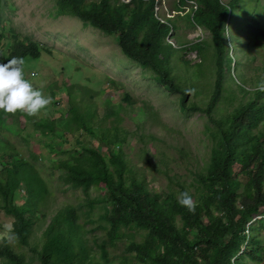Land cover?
Here are the masks:
<instances>
[{
  "label": "trees",
  "instance_id": "trees-1",
  "mask_svg": "<svg viewBox=\"0 0 264 264\" xmlns=\"http://www.w3.org/2000/svg\"><path fill=\"white\" fill-rule=\"evenodd\" d=\"M54 1L55 19L75 17L85 26H99L116 36L127 58L180 94L184 110L206 118L208 162L192 173L190 181L170 178L165 191L154 192L145 171L128 167L130 159L121 148L122 111L128 107L112 104L101 116L94 110L96 94L86 82L76 87L83 90L81 103L77 94L69 93L70 106L85 128L99 127L92 135L100 136L106 146L83 143L64 150L66 155L55 162L61 171L57 190H80L83 197L57 204L37 167L16 152L10 139H4L0 114V212L12 218L17 244L16 248L0 239V264L264 262V66H256V73L244 78L247 64L240 57L251 53L257 41L264 43V27L249 20L242 42L232 34L229 46L227 38L232 13L260 0H178L173 11L186 13L193 2L188 17L211 34L210 41L196 42L175 37L177 17H160L158 0ZM12 34L8 37L0 30L4 61L12 56L58 59L56 51L41 42ZM191 51L200 62L187 59ZM231 51L238 53L237 65L242 67L243 79L239 82L235 77V87L227 76ZM123 101L133 104L128 93ZM98 189L104 196L92 192ZM180 191L191 195L192 210L178 204Z\"/></svg>",
  "mask_w": 264,
  "mask_h": 264
},
{
  "label": "rangeland",
  "instance_id": "rangeland-1",
  "mask_svg": "<svg viewBox=\"0 0 264 264\" xmlns=\"http://www.w3.org/2000/svg\"><path fill=\"white\" fill-rule=\"evenodd\" d=\"M175 2L178 0H158L157 4L160 17H177L175 37L189 42L210 41V32L193 25L188 17L193 2H189L186 13L180 15L173 11ZM54 4V0H0V30L8 37L16 33L19 37L39 41L55 50L58 57H43L38 61L24 59L26 78L49 95L51 102L33 116L20 110L6 112L0 109L4 139H10L16 152L37 167L48 181L57 204L65 200H81L83 192L80 190H57L61 171L55 162L62 159L66 155L64 150L71 149L73 145L89 143L101 148L106 146L100 136L92 135L99 127L89 124L92 128H85L70 106L69 93L77 94L80 99L83 90L76 87L80 88L88 82L96 94L94 110L101 116L110 110L112 104L125 103L128 107V110L122 111L125 142L121 148L130 159L129 168L145 171L148 184L156 193L168 188L170 178L190 181L192 173L201 171L208 162L210 142L204 134L206 118L200 113L184 110L180 94L156 82L152 71L127 58L116 36L99 26H85L75 17L55 19ZM246 6L247 10L241 8L231 15L227 34L229 46L233 45V35L241 42L245 39L243 36L246 35L249 20H255L264 27V0ZM251 50L249 54H240L247 64L244 78L245 75H254L256 66H264V43L257 41ZM186 54L193 64L200 62L196 52ZM237 54L230 52L233 61L231 72L227 74L233 87L236 86L235 77L239 82L243 79L240 75L242 67L237 65ZM248 57L255 60L248 63L245 61ZM5 59L4 54L0 55V62ZM126 93L130 94L133 104L123 101ZM82 98L91 102L88 95ZM223 107L228 108L227 105ZM148 111L153 114L151 118ZM47 121L53 124L48 125ZM92 192L104 196L102 189ZM5 224L11 226L12 218L0 212V239H7L17 248L11 227L4 228ZM262 236L264 238V232Z\"/></svg>",
  "mask_w": 264,
  "mask_h": 264
},
{
  "label": "clouds",
  "instance_id": "clouds-1",
  "mask_svg": "<svg viewBox=\"0 0 264 264\" xmlns=\"http://www.w3.org/2000/svg\"><path fill=\"white\" fill-rule=\"evenodd\" d=\"M23 66L24 59L19 56L0 62V109L6 112L20 110L33 116L51 102V97L26 78ZM177 202L188 210L194 207L188 191H180ZM3 227L10 229L11 226L5 224Z\"/></svg>",
  "mask_w": 264,
  "mask_h": 264
},
{
  "label": "built area",
  "instance_id": "built-area-1",
  "mask_svg": "<svg viewBox=\"0 0 264 264\" xmlns=\"http://www.w3.org/2000/svg\"><path fill=\"white\" fill-rule=\"evenodd\" d=\"M157 13H158V9H157ZM25 193V192H24Z\"/></svg>",
  "mask_w": 264,
  "mask_h": 264
},
{
  "label": "crops",
  "instance_id": "crops-1",
  "mask_svg": "<svg viewBox=\"0 0 264 264\" xmlns=\"http://www.w3.org/2000/svg\"><path fill=\"white\" fill-rule=\"evenodd\" d=\"M49 121L46 122V124L48 123Z\"/></svg>",
  "mask_w": 264,
  "mask_h": 264
}]
</instances>
